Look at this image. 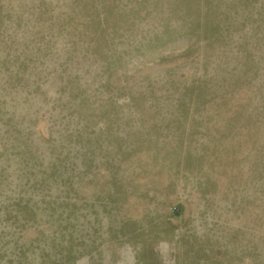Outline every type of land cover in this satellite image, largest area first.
<instances>
[{"label": "rangeland", "instance_id": "374dc122", "mask_svg": "<svg viewBox=\"0 0 264 264\" xmlns=\"http://www.w3.org/2000/svg\"><path fill=\"white\" fill-rule=\"evenodd\" d=\"M0 264H264V0H0Z\"/></svg>", "mask_w": 264, "mask_h": 264}]
</instances>
